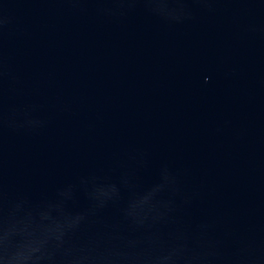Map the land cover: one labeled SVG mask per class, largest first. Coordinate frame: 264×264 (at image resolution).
I'll return each mask as SVG.
<instances>
[{
	"label": "water",
	"instance_id": "1",
	"mask_svg": "<svg viewBox=\"0 0 264 264\" xmlns=\"http://www.w3.org/2000/svg\"><path fill=\"white\" fill-rule=\"evenodd\" d=\"M0 264H264V0H0Z\"/></svg>",
	"mask_w": 264,
	"mask_h": 264
}]
</instances>
